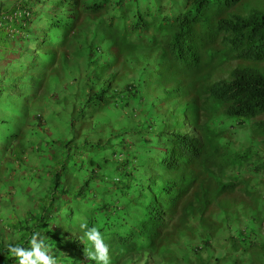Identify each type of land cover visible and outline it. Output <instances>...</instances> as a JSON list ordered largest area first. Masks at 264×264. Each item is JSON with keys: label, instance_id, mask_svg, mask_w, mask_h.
Returning <instances> with one entry per match:
<instances>
[{"label": "trees", "instance_id": "obj_1", "mask_svg": "<svg viewBox=\"0 0 264 264\" xmlns=\"http://www.w3.org/2000/svg\"><path fill=\"white\" fill-rule=\"evenodd\" d=\"M258 185L264 0H0V252L88 264L86 218L111 264H243Z\"/></svg>", "mask_w": 264, "mask_h": 264}, {"label": "clouds", "instance_id": "obj_2", "mask_svg": "<svg viewBox=\"0 0 264 264\" xmlns=\"http://www.w3.org/2000/svg\"><path fill=\"white\" fill-rule=\"evenodd\" d=\"M56 224V223H54ZM46 231L34 230L28 238L27 246L10 239L0 254L15 258L16 264H59V257H53ZM74 233L83 244V256L90 264H111L109 247L102 232L96 226H89L86 218H81Z\"/></svg>", "mask_w": 264, "mask_h": 264}, {"label": "rangeland", "instance_id": "obj_3", "mask_svg": "<svg viewBox=\"0 0 264 264\" xmlns=\"http://www.w3.org/2000/svg\"><path fill=\"white\" fill-rule=\"evenodd\" d=\"M255 190L258 191V193H257V199H255L254 201H258L259 198L264 197V186L258 185L257 187H255ZM260 206L262 208L261 209L262 212H260V213L258 212L259 216L257 217L256 224L254 223V230L251 231V229L249 227L250 221H251L249 219L250 215H248V221L245 225L242 224L243 218H240V220L238 222V226L240 229L246 228V230L244 229L245 232L243 233L244 241L242 242V249L245 251L248 248V246H251V243L254 242L253 252H250V249L248 248V250H246V252L244 253L243 256L248 257V256L252 255V256H254V259L259 261V264H264V203L263 204L260 203L259 207ZM248 209H250V207H248ZM243 226H244V228H242ZM239 237H240V235L238 236V238ZM250 241H251V243H250ZM229 246H231V245L227 244L225 248L220 249V248H218L217 245H214V247H212L213 256L211 257L210 264H230L229 259H226L225 257L222 258V260H220V261L215 260L217 257H220L219 254L225 255L226 250H227V248H229ZM244 251L241 250L239 253L241 254ZM182 254L183 255L188 254V252L184 251ZM243 256H241V257H243ZM261 258H262V260H261ZM190 259H191L190 261L193 260L192 258H190ZM152 261L154 264H156V263H158V258L153 257ZM231 262L233 264V262H234L233 259L231 260ZM248 264H250V262Z\"/></svg>", "mask_w": 264, "mask_h": 264}, {"label": "crops", "instance_id": "obj_4", "mask_svg": "<svg viewBox=\"0 0 264 264\" xmlns=\"http://www.w3.org/2000/svg\"><path fill=\"white\" fill-rule=\"evenodd\" d=\"M246 256H244L243 258H241L242 259V261H243V264H245L246 263Z\"/></svg>", "mask_w": 264, "mask_h": 264}]
</instances>
